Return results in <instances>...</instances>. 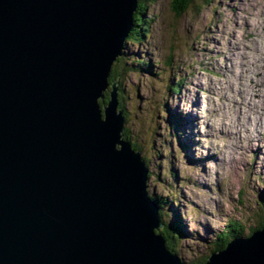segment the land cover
I'll list each match as a JSON object with an SVG mask.
<instances>
[{
  "label": "water",
  "instance_id": "95a60500",
  "mask_svg": "<svg viewBox=\"0 0 264 264\" xmlns=\"http://www.w3.org/2000/svg\"><path fill=\"white\" fill-rule=\"evenodd\" d=\"M138 1L0 0V264H187L109 82ZM202 264H264V227Z\"/></svg>",
  "mask_w": 264,
  "mask_h": 264
},
{
  "label": "rangeland",
  "instance_id": "374dc122",
  "mask_svg": "<svg viewBox=\"0 0 264 264\" xmlns=\"http://www.w3.org/2000/svg\"><path fill=\"white\" fill-rule=\"evenodd\" d=\"M147 2L152 20L147 36L124 44L118 95L122 87L149 193L182 228L170 231L175 249L193 263L230 220L241 221L243 238L264 219V104L253 102L264 90V0L200 1L181 16L172 0Z\"/></svg>",
  "mask_w": 264,
  "mask_h": 264
},
{
  "label": "trees",
  "instance_id": "16d2710c",
  "mask_svg": "<svg viewBox=\"0 0 264 264\" xmlns=\"http://www.w3.org/2000/svg\"><path fill=\"white\" fill-rule=\"evenodd\" d=\"M153 1H155V0H153ZM200 1L206 2V0H172V3L174 4V9H175L174 11H175L176 15L181 16V15L187 13L191 8L197 9L200 6ZM148 7H149V3L147 2V0H139L138 1V7H137V10L134 13V17H133L134 18L133 19L134 25H133L131 31L129 32L128 37L126 38V42L127 41L133 42V40H136V41L138 40L140 42L145 36H147V34H145V32H148L146 22H150L152 20L151 17L146 16V10L148 9ZM122 59H123L122 56L119 57V59L117 61H115L113 64V67L111 70V75L109 78L110 84L114 83L117 80H119L121 82L120 76L122 73V70H121L122 68L120 69L119 62ZM136 62L137 63H135V64H137L140 67L142 65H147V67L154 66L150 63L147 64V62L144 60H141V61L138 60ZM127 68L130 69L131 67H127ZM130 70L131 71H139V67H135L134 69H130ZM178 84H179V82H178ZM168 88L171 90L172 93L178 94V92H179V85L176 86L173 84L172 88L169 86H168ZM110 90H111V88H110ZM120 91H119V95H118L119 108L123 110L125 108L124 107L125 105L123 104V98H122L123 89H122V87L120 88ZM109 98H110V93H109V91H107L104 104H106L107 101H109ZM125 120H126V117H125V113H124V121ZM177 133H178V131H177ZM124 138L127 141L131 142V139L126 134V129L124 131ZM130 144L135 151H141L142 150V147L140 145H138L137 143L132 141ZM151 197L154 201H156V203L158 205L161 203L159 197H156V198L153 196H151ZM262 199L263 200H261V201H262V203H264V196L262 197ZM263 217H264V215H263ZM240 224H241V221H239V220H232V221L230 220V222L226 226V228L217 237L218 242L208 243L210 248L212 249V251L217 252L218 250L224 248L227 245L228 241H231L232 239L237 238V237L238 238L242 237L245 234V230L242 229ZM263 227H264V219H261L257 228H263ZM170 231H172L173 234L176 231L179 233H182V228L180 227V225L177 222L174 225H172V223L170 224V223L165 222V228H164L163 234L168 240L167 241V245H168L167 247L169 248V250L171 252L177 254V251L175 249L176 243L174 242L175 237L173 236V234L170 233ZM251 232H252V230H251ZM212 251H210V253L205 254L200 259L201 261L194 262L193 264L204 263L206 260L209 259Z\"/></svg>",
  "mask_w": 264,
  "mask_h": 264
},
{
  "label": "bare ground",
  "instance_id": "6f19581e",
  "mask_svg": "<svg viewBox=\"0 0 264 264\" xmlns=\"http://www.w3.org/2000/svg\"><path fill=\"white\" fill-rule=\"evenodd\" d=\"M239 52V51H238ZM239 55H241V53L239 52V53H237L236 55L234 54V56L236 57V58H238V56ZM236 60V59H235ZM235 62V61H234ZM255 63V62H254ZM254 63H252L251 65H253ZM231 64H232V62H231ZM234 65V64H233ZM242 69V68H241ZM233 71V70H232ZM234 74V73H233ZM241 74H242V72H241ZM240 74V75H241ZM234 78V77H233ZM263 79V78H262ZM240 80V79H239ZM239 80H238V83H239ZM230 87V86H229ZM228 87V88H229ZM236 89V88H235ZM251 89V88H250ZM250 91V90H249ZM252 91V90H251ZM236 92V91H235ZM237 93V92H236ZM258 93H259V95H260V97H257V99H253V102L254 103H256V105H257V107H260L261 106V104L263 105L264 104V90L263 89H259L258 90ZM261 108V107H260ZM239 111V110H238ZM240 112V111H239ZM241 115V114H240ZM245 115V114H244ZM257 125H258V127L261 129V126H260V124L259 123H257ZM254 137V136H253ZM250 139V138H249ZM251 140V139H250ZM255 150H257V147H255ZM260 153H264V152H260Z\"/></svg>",
  "mask_w": 264,
  "mask_h": 264
}]
</instances>
